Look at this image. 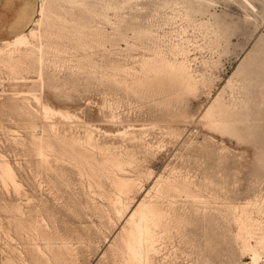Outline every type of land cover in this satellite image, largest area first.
Here are the masks:
<instances>
[{"label": "rangeland", "instance_id": "1", "mask_svg": "<svg viewBox=\"0 0 264 264\" xmlns=\"http://www.w3.org/2000/svg\"><path fill=\"white\" fill-rule=\"evenodd\" d=\"M82 1L83 5L76 6L54 4L52 10L61 18L47 31L42 28L53 33L42 37V81L32 68L11 74L0 66V154L11 163L23 186L14 194L0 184V264H45L39 261L34 245H43V240L35 231H19L17 222H35L52 240L64 241L76 264H123L119 250L110 246L123 221L112 207L115 194L108 176L115 170L100 168L102 154L95 152L96 171H90L85 163L72 160L67 142L60 143L54 136L51 140L58 155L50 153L41 160L31 134L40 135L46 123L37 112L31 117L13 111L11 105L20 104L12 92L30 89L41 92L49 105L74 112L106 132L128 123L144 125L135 130L142 136L139 143L93 131L99 143L118 146L110 151L128 148L132 154L125 170L137 182L131 194L123 197L129 207L159 176L187 181L188 193L168 190L157 195L158 202L171 211L175 227L163 239L154 264H242L248 258L238 250L236 225L226 207L264 196V0ZM39 5L36 0L34 19L39 17ZM186 10L189 19L184 16ZM207 19L211 25L201 23ZM76 22L89 28L97 25L104 32L97 39L88 29L79 34L71 25ZM147 24L162 39L182 36L189 57L194 58L192 67L205 77L198 91L183 97L166 95L158 89L124 85L125 74L111 76V63H132L152 46L151 37L132 34V29ZM230 76L235 84L229 87ZM219 91L238 112L231 131L222 133L200 117ZM28 98L29 105L37 107ZM112 113L114 121L109 120ZM53 120L60 135L83 134L79 120ZM11 205H19L21 214L10 210ZM249 211L264 222L263 204L250 205Z\"/></svg>", "mask_w": 264, "mask_h": 264}, {"label": "bare ground", "instance_id": "2", "mask_svg": "<svg viewBox=\"0 0 264 264\" xmlns=\"http://www.w3.org/2000/svg\"><path fill=\"white\" fill-rule=\"evenodd\" d=\"M56 1L64 2L69 6L83 5L84 3L82 0H40L39 11L37 13L39 14V17L32 20V26H30L28 30L21 32L10 39L0 40V66L2 68L7 69L11 74L18 73L21 70L28 71L29 68H32L36 71L37 78L42 81L44 60L43 48L45 47L42 37H50L53 34L52 31L42 32V28L44 27V30L47 31L51 27L53 21L61 18L52 10ZM244 1L248 2V0ZM108 5L116 7L117 3H108L106 6ZM189 13V10L185 11L184 16L186 19H189ZM201 23L207 24L210 23V20L207 19L203 22L201 21ZM211 24L212 22L210 25ZM71 25H73V29L78 31L79 34H85V30L88 29L91 37L95 39L100 38L104 32V30L97 25L92 28H89L87 24L81 22H76L75 24L72 23ZM195 25H197V23ZM155 33L152 24H147V26L145 25L137 30L132 29V34L134 35H147L148 38L151 37L154 40L152 42L153 44L147 48L148 51L146 54L143 53L141 56L139 55L140 57L135 58L132 63H130V61L125 64L113 62L110 66L108 65L112 72L111 76L115 74H125L126 77L122 80L120 79L124 85L128 87H141L147 90L158 89L161 90L160 92L165 91L167 93L166 95L174 94L175 96L183 97L198 91V87H200L199 84L203 83L205 77L192 67V61L194 58L189 57V49L184 45V39L181 38L182 36L178 38L169 37L162 39L163 37L156 35ZM212 33L216 36L219 35L216 30H213ZM84 43L79 42L81 46L82 44L85 45ZM242 67V64L239 65L236 72H239ZM22 79L23 81H26L24 77H22ZM209 79L211 80V78ZM233 82L234 81L230 76L226 80V85L231 86L232 84H235ZM30 83L32 82L30 81ZM220 91L209 100L201 111L200 117L205 124L222 133L231 131V126L235 119L234 116L238 112L225 102L226 99L223 98V93L221 94L222 91ZM11 95L14 99L20 98V104L17 103V101L11 104L13 111L16 110L19 113H26L29 115L31 113L33 114V111H35V113L37 112V114L40 115L41 120L46 123L45 126H42L40 135L36 136L34 133L31 134V142L34 145L36 154L41 160L45 161L48 154L58 152L57 149L53 147L51 136L58 138L60 143L67 142L70 146L68 151L72 160L79 164L85 163L90 171L93 168H95L96 171V167L92 163V160L96 157L94 156V153L99 152L102 154L101 160H98L99 167L102 169L110 168L111 170H115L108 176L109 183L115 194V196L111 198V200L114 199L112 207L117 215H122L123 217L119 230L113 236L110 246L117 251L119 250L123 264H154L156 257L161 254L160 250L164 242L163 239H165L166 236H169L171 229L175 227L172 222L173 218L170 217L171 211L158 202L157 195L168 190H179L188 193L189 187L187 181L177 177L170 178L162 177L163 175L161 177L159 176L154 180L155 182L152 187L148 189L140 199H137L134 204L132 203V207L131 205L129 207L127 202L123 200V197L127 198L131 194V190L137 182V178L132 177L133 175H128L125 170L127 166L131 165L132 154H130L131 152L129 153V151H127L128 148L124 146L120 147V149L126 148L123 152L115 153L110 151L112 148L118 146L109 143H99L97 138L94 137L93 132L95 130L99 132L101 131L107 135H117L123 139L128 138L132 142L138 141L139 143V141L142 140V136H137L135 130L144 129V125L136 127L133 124L128 123L115 132H106L97 126H93L91 123L82 121V119H80L74 112L49 105L43 101L41 92L36 93L32 89L18 90L12 92ZM28 97L32 98L34 105L36 104L37 107L29 105L30 99ZM235 98H233V101ZM16 111L15 114L17 113ZM56 117L64 122L68 121L73 123L75 120H79L80 123L83 122L81 123L83 126V134H68L69 136L65 134L60 135L57 130V123L53 120ZM115 118L116 116L112 113L109 120L114 121ZM31 126L35 127V124L32 122ZM145 144L147 146L151 145V143L147 142H145ZM145 144L143 145L146 146ZM151 146H153V144ZM117 151L118 150L116 149V152ZM89 175L92 176V172H89ZM95 183L99 184L96 180ZM0 184L2 185V188H5L6 190L11 189L14 194H19V192L23 190V186L17 179L13 166L4 158L3 154H0ZM257 202L264 205V196H254V198L248 199L243 203L237 205L229 204L226 207L229 212L227 216L230 215L229 217H231L236 225V232L234 235L239 239V245L237 244L238 250L242 256H247L248 258V260L243 261L242 264H264V222L254 218L251 214L252 212H250L251 210L249 211V206L253 204L255 206ZM256 208L257 211H260L259 206ZM9 209L18 214H21L22 212L19 205H11ZM41 223L46 224V221L41 219ZM16 228L19 231L27 232L28 230H32L33 232L35 231L38 233L39 237L43 240V245H34L39 261H42V263L76 264L73 260L74 253L67 249L65 242L52 240V237L39 228L37 223L28 222L25 224L17 222ZM8 236L9 239H13L12 236ZM57 243L63 244L61 246L63 248L57 246ZM8 261L10 263L12 262L10 258H8ZM163 262H165V260H163Z\"/></svg>", "mask_w": 264, "mask_h": 264}, {"label": "crops", "instance_id": "3", "mask_svg": "<svg viewBox=\"0 0 264 264\" xmlns=\"http://www.w3.org/2000/svg\"><path fill=\"white\" fill-rule=\"evenodd\" d=\"M36 12V0H0V40L27 30Z\"/></svg>", "mask_w": 264, "mask_h": 264}]
</instances>
